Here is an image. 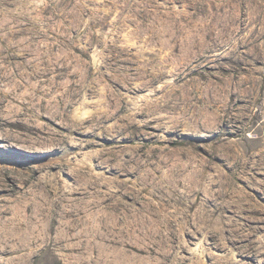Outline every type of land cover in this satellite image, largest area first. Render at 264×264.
I'll use <instances>...</instances> for the list:
<instances>
[{
    "label": "rangeland",
    "instance_id": "1",
    "mask_svg": "<svg viewBox=\"0 0 264 264\" xmlns=\"http://www.w3.org/2000/svg\"><path fill=\"white\" fill-rule=\"evenodd\" d=\"M0 38L2 108L27 127L0 129L2 207L56 210L62 228L69 209L127 183L136 206L186 208L188 223H160L172 232L154 264H264V0H0ZM76 237L57 261L96 264L101 242ZM129 241L148 245L139 231Z\"/></svg>",
    "mask_w": 264,
    "mask_h": 264
},
{
    "label": "bare ground",
    "instance_id": "2",
    "mask_svg": "<svg viewBox=\"0 0 264 264\" xmlns=\"http://www.w3.org/2000/svg\"><path fill=\"white\" fill-rule=\"evenodd\" d=\"M6 55H8L6 51L0 52V82L6 77L4 74L6 68H10L11 65ZM49 61L53 62L52 59ZM6 99V97L0 96V129L7 128L9 131L22 130L27 132V127L23 123L15 121L8 114L4 113L2 106ZM25 109L26 108L23 106L21 110L24 111ZM21 134L24 135L23 132ZM12 142L14 141L11 140L5 149L17 152L18 150L13 147ZM216 172L219 177H221L222 172ZM205 173H203V175ZM5 177L9 180L8 175ZM139 183L144 184V179H141ZM2 185L4 186V183L0 182V189H3ZM4 190L6 189L4 188ZM190 191L192 190H189V192ZM8 192L9 195L19 193L22 196L26 194L25 188L22 187L16 188L14 192L10 189ZM116 192L117 196L115 198L112 196L106 197L103 200H97L90 196L92 200L86 202L82 207L69 209L66 212L67 221H64L65 226L62 228L58 226V213L56 210H53L51 213L44 212L43 210L35 212H28L26 210L13 211L0 205V253L13 252L15 249L25 251L30 245L40 246V251L38 256L34 259V264H61L57 261L56 252H72L75 249L74 240L77 238L76 235L85 233V235L91 236L92 239L98 240L102 244L103 249L98 251L93 257L96 264H154V245L159 241L168 242L172 232L171 229L167 228L164 224L162 226L160 223H165L171 220L169 217L178 216L179 214L183 216L177 217V221H180L181 224L188 223L186 222L188 216L185 210L186 208H175L174 206L175 209L167 215L166 213H161L162 208L160 204L156 206V204L147 197L141 199V203L136 206L135 203L138 198L136 189L134 186H130L127 183H120ZM189 192L187 196L191 197ZM196 193L197 199L202 201L203 198L198 196L199 190H197ZM129 197L132 199H128ZM188 201L190 202V200ZM201 201L196 202L194 213H202L205 211ZM149 208H151L154 213L148 211ZM89 214L93 215L92 225L91 227L82 228L83 230L80 233L78 226L85 221ZM42 217H47L49 219V227L47 229H45V227H40L41 224H39V221ZM126 220H129V222L127 223ZM133 231H139L146 237L148 239V245H133V242L129 241V236ZM196 250L195 248V251ZM200 256L201 252L197 251L199 260H201Z\"/></svg>",
    "mask_w": 264,
    "mask_h": 264
}]
</instances>
